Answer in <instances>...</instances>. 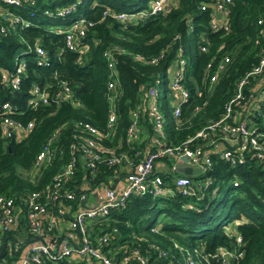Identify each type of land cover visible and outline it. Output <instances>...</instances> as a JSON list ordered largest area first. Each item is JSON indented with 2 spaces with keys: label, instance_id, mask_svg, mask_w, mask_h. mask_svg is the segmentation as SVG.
I'll return each mask as SVG.
<instances>
[{
  "label": "trees",
  "instance_id": "obj_1",
  "mask_svg": "<svg viewBox=\"0 0 264 264\" xmlns=\"http://www.w3.org/2000/svg\"><path fill=\"white\" fill-rule=\"evenodd\" d=\"M148 1L20 0L18 5H8L28 24L21 27L5 25V31L0 33V73L12 71L18 59L24 61L16 91L0 79V104L9 102V115L22 124L31 121L32 125L22 137L0 136V194L13 196L20 206L15 226L7 230L3 238L15 241L16 236L23 234L27 241L31 237L24 227L26 208L20 203L32 190H43L66 162L73 123L86 120L98 129L103 128L108 79L106 60L102 55L105 48H119L113 52L121 85L120 94L114 101L116 130L113 141L120 139L122 148L127 151L131 149L125 146L122 135L130 108L137 109L142 133L151 131L141 96L143 89L153 84L155 78H159L157 101L163 114L165 142L177 144L219 118L238 79L264 55V0H229L226 28L212 26L211 3L215 0H173L163 13L129 22L118 21L110 15L101 16L104 8L116 12L136 11L147 8ZM72 3L74 7L70 12L57 13L58 9ZM201 3L205 5L203 8ZM80 16L92 20L93 24L76 41V48L68 49L60 30ZM37 44L44 51L46 63H38L39 57L34 53ZM201 44H205L206 50L200 49ZM82 45L87 47L79 52L77 48ZM178 48L185 59L182 80L188 89V97L180 105L178 117H174L165 70L176 58ZM160 52L162 55L156 63H142L133 58L134 54H139L147 59ZM224 54L228 55V61L218 70L216 80L209 82L203 71L205 63L211 60L215 64ZM62 82L69 89L68 98L57 104L50 102L35 107L28 104L33 84L40 88L45 86L54 96L62 89ZM262 82L264 70L243 86L245 98L233 105L239 115H244L245 107L254 101V96L250 98L252 90ZM259 110L263 117L254 110L247 114L248 123L264 131V106L261 105ZM2 115L0 108V120ZM51 132L56 135L54 157L50 163L35 167V154ZM218 135L215 131L209 136V139L215 137L209 144L208 138H196L191 142L193 146L198 143L209 150L210 158L209 165L200 173L189 176L193 192L182 194L173 188L171 193L162 195H129L123 207L110 210L103 220L92 223L90 231L93 235L116 229L103 245L107 255L117 250L114 254L117 258L120 253L136 247L144 257L142 264H167L170 260L173 264H182L185 251L193 259H198L201 254V264H222L211 254L218 247L231 249L236 245L234 235L225 232V227L232 223L230 229L241 238L242 254L228 258L227 264H264V169L251 155L236 164H229L219 156L216 148L230 146L217 139ZM57 148H61V152ZM166 162L169 164L171 160ZM110 171L104 168L98 172L96 180ZM84 173L85 169L77 163L73 182L80 183ZM158 173L163 181L170 183L172 172ZM201 181L204 185L198 188ZM69 187L78 189L77 185ZM202 255H207V259ZM62 260L59 264H67L65 259Z\"/></svg>",
  "mask_w": 264,
  "mask_h": 264
},
{
  "label": "built area",
  "instance_id": "obj_2",
  "mask_svg": "<svg viewBox=\"0 0 264 264\" xmlns=\"http://www.w3.org/2000/svg\"><path fill=\"white\" fill-rule=\"evenodd\" d=\"M172 1L149 0L147 8L136 11L116 12L104 8L101 16L110 15L118 21L129 22L150 14L163 13L172 4ZM228 2L229 0H215L211 3L214 15L213 27H227ZM11 4L18 5L20 0H0V22H4L0 25V33L5 31V25L12 27L17 24L21 27L28 24L26 19L8 8V5ZM204 6L203 3L200 4L201 8ZM73 7L74 3L58 9L57 13L66 14ZM44 12L49 13L46 10ZM217 12L223 17H215ZM92 24V20L80 16L64 26L60 30L63 34L64 46L68 49H75L76 41L85 34L87 27ZM86 47L87 45H82L77 50L81 52ZM114 49L119 48L111 46L102 51L108 69L105 86L107 110L103 128L98 129L86 120L74 122V129L67 143L68 158L66 162L52 175L50 183L43 190H32L20 203L21 207L23 204L26 208L24 227L31 235L29 240L24 241L23 234L16 236L15 241L3 238V234L15 226L20 206L15 202L13 196L0 194V264H45L46 262L59 264L62 259H65L67 264H142L144 257L136 247L126 253H120L117 258L114 257L117 250H114L111 255H107L103 245L112 238L116 229L113 228L111 232L103 230L93 235L90 231L92 223L103 220L110 210L123 207L129 195H162L171 193L173 188L182 194L193 192L190 175L173 174L170 183H168L161 179L158 172H172L179 156L185 155L188 158V164L198 166L200 168L198 173H200L210 163L209 150L203 149L202 145L198 143L193 146L191 142L196 138H208V144L212 143L215 137L209 139V136H213L215 131L219 132L217 139L230 146H217L216 150L221 158L233 165L245 159L246 155H251L260 162L264 169V131L258 129L256 125L248 123L247 117V114H251L254 110L260 117H263L259 107L264 106V82L253 88V95L250 98L254 96V101L245 107L244 115H239V112L233 109V105L240 103L245 98L242 92L243 86L248 83L251 77L263 72L264 55H261L257 63L238 79L235 91L224 103L219 118L209 122L177 144L165 142L163 114L157 101L159 78H155L153 84L143 89L141 96L151 131L142 133L143 129L137 120V109L136 107L130 108L129 119L124 127V135H122L125 146L131 149V151H127L122 148L123 144L120 139L113 141L116 130L114 101L121 91L118 71L114 65ZM200 49L206 50L205 44H201ZM34 53L39 57L38 63H46L44 51L38 44L34 46ZM161 55L160 52L145 59L139 54H134L133 58L142 63L151 64L156 63ZM175 55L176 58L169 63L165 71L169 79L168 93L172 115L178 117L180 105L188 97V89L182 80L185 59L181 55L180 48L177 49ZM226 61H228V55L224 54L215 64L211 60L205 63L203 71L209 82L216 80L218 70L223 68ZM23 67L24 61L20 58L16 61L12 71H1V81L16 91L19 74ZM61 84L62 89L54 96L49 94L45 86L40 88L37 84H33L28 104L31 107L50 102L57 104L59 100L68 98L69 89L63 82ZM0 108L3 112L0 120V136L7 137L14 134L17 137H22L31 127L32 122L28 121L26 124H22L14 120L9 115L11 106L7 101L2 102ZM196 108L195 106L194 109L196 110ZM55 137V132H51L36 152L33 160L35 167L50 163L56 150L53 146ZM57 149L61 152V148ZM168 160H171V163L168 164L166 162ZM77 163L85 169V173L81 176L80 183L75 184L73 171ZM104 168L111 171L96 180L98 172L103 171ZM69 185H77L78 189L75 191ZM202 185H204L203 181L198 183L197 187L200 188ZM225 232L228 235H234L236 245L231 249L218 247L211 254L213 258H219L222 264H227L228 258H236L242 254L240 235L229 226L225 227ZM120 247L122 246H118V248ZM184 253L186 257L182 264H201V254L198 259H193L187 251ZM206 257L207 255L203 256L204 259H207ZM167 264H173V262L170 260Z\"/></svg>",
  "mask_w": 264,
  "mask_h": 264
},
{
  "label": "water",
  "instance_id": "obj_3",
  "mask_svg": "<svg viewBox=\"0 0 264 264\" xmlns=\"http://www.w3.org/2000/svg\"><path fill=\"white\" fill-rule=\"evenodd\" d=\"M223 17L219 12L215 13V17ZM200 171L198 166H192L188 164V158L185 155H180L179 160L175 162L172 173L173 174H186L195 175Z\"/></svg>",
  "mask_w": 264,
  "mask_h": 264
},
{
  "label": "rangeland",
  "instance_id": "obj_4",
  "mask_svg": "<svg viewBox=\"0 0 264 264\" xmlns=\"http://www.w3.org/2000/svg\"><path fill=\"white\" fill-rule=\"evenodd\" d=\"M229 223H230V222H229ZM229 223H228V224H229ZM231 224H232V223H230L228 226L230 227V226H231ZM231 227H232V226H231Z\"/></svg>",
  "mask_w": 264,
  "mask_h": 264
}]
</instances>
